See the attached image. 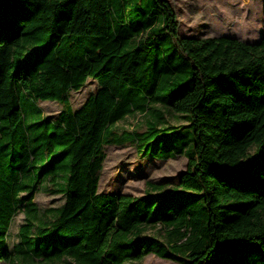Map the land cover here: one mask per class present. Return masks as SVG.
Instances as JSON below:
<instances>
[{"label": "trees", "instance_id": "trees-1", "mask_svg": "<svg viewBox=\"0 0 264 264\" xmlns=\"http://www.w3.org/2000/svg\"><path fill=\"white\" fill-rule=\"evenodd\" d=\"M137 116L146 130L119 128ZM108 144L189 162L174 187L101 192ZM42 189L65 203L41 210ZM224 248L218 261L264 264V38L181 36L170 0H0V260L207 264Z\"/></svg>", "mask_w": 264, "mask_h": 264}, {"label": "rangeland", "instance_id": "rangeland-1", "mask_svg": "<svg viewBox=\"0 0 264 264\" xmlns=\"http://www.w3.org/2000/svg\"><path fill=\"white\" fill-rule=\"evenodd\" d=\"M174 5L181 24V36L195 35L207 37L217 35L219 31L226 30L232 35L246 38H256L249 43L258 42L264 29V0H170ZM235 35V36H236ZM98 83L89 79L87 85L79 90L71 92L73 108L77 110L87 100L89 95L95 92ZM41 107L47 116L57 118L63 109L62 104L56 101H40ZM168 124L173 126L184 125L185 119H179L173 114H167ZM123 129H147L146 121L142 116L129 117L119 124ZM107 158L100 182V191L106 193L142 195L146 192L147 182L164 184L166 188L177 185L179 177L185 172L189 159L186 155L167 160L154 156L144 157L134 144L119 146L108 144L105 147ZM27 193L22 197L26 198ZM35 202L41 210L57 208L65 203L63 194H50L44 189L38 191ZM25 211L20 209L10 228L8 237L9 249L13 250L20 241V229L26 223ZM158 229V228H157ZM153 228L151 232H156ZM222 249L215 254L207 264H226V261H218ZM224 256V254H222ZM24 260L22 263H24ZM0 264H9L0 260ZM26 264H44L41 259L32 261L28 259ZM65 264V263H61ZM127 264H182L172 260L160 258L154 254L148 255L140 261H130Z\"/></svg>", "mask_w": 264, "mask_h": 264}, {"label": "crops", "instance_id": "crops-1", "mask_svg": "<svg viewBox=\"0 0 264 264\" xmlns=\"http://www.w3.org/2000/svg\"><path fill=\"white\" fill-rule=\"evenodd\" d=\"M180 29H181V24H180ZM186 35H188V36H194L195 37V35H190V34H187V33H185ZM236 35V34H235ZM232 35L231 34V32H229V31H226L225 29L224 30H222V31H219V33L217 34V35H214V37L215 36H230V37H236V38H239L240 40H243V41H246V42H249V41H252V40H255L256 38H251V37H249V38H244V37H241V36H238V35ZM197 37V36H196ZM207 37H209V36H207ZM264 38V29L262 30V35H261V37L259 38L260 40H262ZM259 40V41H260ZM258 41V42H259ZM255 43H257V42H255Z\"/></svg>", "mask_w": 264, "mask_h": 264}]
</instances>
